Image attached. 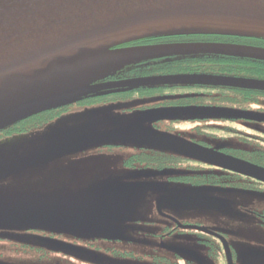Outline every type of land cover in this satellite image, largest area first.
Here are the masks:
<instances>
[{"label":"flooded vegetation","instance_id":"obj_1","mask_svg":"<svg viewBox=\"0 0 264 264\" xmlns=\"http://www.w3.org/2000/svg\"><path fill=\"white\" fill-rule=\"evenodd\" d=\"M175 44H224L264 49V37L213 32L140 36L87 52L84 59L108 51ZM95 90L77 101L23 116L0 129V143L46 127L71 110H83L88 122L82 130L98 127L95 150L126 152V168H139L145 176L163 182L151 204L158 217L146 224L157 228L155 241L76 242L62 234L37 229L18 230L24 240L0 241V261L6 264H264V181L213 163V158L188 156L141 137L155 134L264 168V91L212 83H148L125 85L133 79L198 74L264 80V60L224 52H173L99 64ZM8 105L0 106V110ZM90 107H98L89 111ZM86 109V110H84ZM88 111V113H86ZM97 119H92V115ZM111 114V115H110ZM116 115L113 121L111 116ZM91 119V120H90ZM78 128V127H77ZM110 128H115L112 131ZM104 138L106 143L99 141ZM110 139V140H108ZM114 139L112 142L111 140ZM117 139V140H116ZM111 141V142H108ZM99 143V144H98ZM181 204L173 203V200ZM137 201V200H135ZM200 208L219 213L224 227L192 221L189 211ZM215 220H213L214 222ZM26 239V241H25ZM139 240V239H138ZM81 264V263H80Z\"/></svg>","mask_w":264,"mask_h":264},{"label":"water","instance_id":"obj_2","mask_svg":"<svg viewBox=\"0 0 264 264\" xmlns=\"http://www.w3.org/2000/svg\"><path fill=\"white\" fill-rule=\"evenodd\" d=\"M179 32L264 37V0H0V106L13 102L12 107L0 112V129L23 116L64 105L67 99L70 103L77 101L82 94L95 90V86L85 85V71L110 60L122 62L140 56L196 51L234 53L264 60L262 48L175 44L108 51L71 61L124 40ZM167 82L223 84L264 91V80L198 74L154 76L123 84ZM141 139L188 156L213 158V163L264 181V168L260 166L228 159L165 134L150 132ZM0 213V228H47L27 225L26 220L23 221L27 224L13 223L14 220L1 217L14 215ZM17 240L24 239L17 235Z\"/></svg>","mask_w":264,"mask_h":264},{"label":"rangeland","instance_id":"obj_3","mask_svg":"<svg viewBox=\"0 0 264 264\" xmlns=\"http://www.w3.org/2000/svg\"><path fill=\"white\" fill-rule=\"evenodd\" d=\"M99 68L98 64L85 71V85L99 79L95 75ZM92 69L95 73L89 71ZM70 101L65 100L66 104ZM7 104L12 107L13 102ZM97 108L90 107L89 111ZM81 111L65 112L44 130L0 143V212L14 215L1 218L20 224H27L23 221L26 220L29 221L27 225L50 228L37 230L63 233L60 240L80 246H84V242L135 243L142 238L155 241L152 232L157 228L149 227L146 219L158 215L148 202L156 195L154 199L158 205L165 207L169 202L158 196L166 190V185L145 176L139 168H126L123 162L126 152L96 151L90 139L104 135L99 123L101 125L105 118L99 115L97 119L92 115V119L98 120V127L86 132L79 128L88 122L87 115L80 114ZM111 119L116 121L117 116ZM104 140L102 138L99 143H106ZM171 202L181 204L176 199ZM199 209L189 211L192 221L202 220L205 226L224 227L225 221L219 213L212 214L206 209L209 212L204 216ZM16 231L18 229L1 227L0 241L17 240ZM80 263L93 264L77 262ZM0 264L6 262L0 261Z\"/></svg>","mask_w":264,"mask_h":264},{"label":"trees","instance_id":"obj_4","mask_svg":"<svg viewBox=\"0 0 264 264\" xmlns=\"http://www.w3.org/2000/svg\"><path fill=\"white\" fill-rule=\"evenodd\" d=\"M263 75H264V71H263Z\"/></svg>","mask_w":264,"mask_h":264}]
</instances>
